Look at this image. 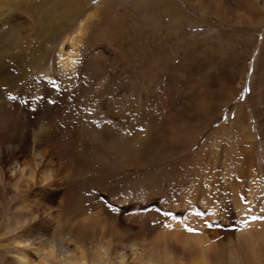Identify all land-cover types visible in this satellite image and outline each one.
I'll use <instances>...</instances> for the list:
<instances>
[{
  "label": "rangeland",
  "instance_id": "1",
  "mask_svg": "<svg viewBox=\"0 0 264 264\" xmlns=\"http://www.w3.org/2000/svg\"><path fill=\"white\" fill-rule=\"evenodd\" d=\"M225 1L253 20L206 0H0V168L15 181L19 154L38 176H60L53 186L21 180L18 194L0 181V264L17 263L24 231L28 259L48 258L69 197L94 216V243L113 242L127 263L145 221L194 227L203 212L202 234L264 223L251 220L264 216V5ZM127 150L153 160L128 164ZM16 205L40 215L1 233ZM41 239L48 249L36 252Z\"/></svg>",
  "mask_w": 264,
  "mask_h": 264
},
{
  "label": "bare ground",
  "instance_id": "2",
  "mask_svg": "<svg viewBox=\"0 0 264 264\" xmlns=\"http://www.w3.org/2000/svg\"><path fill=\"white\" fill-rule=\"evenodd\" d=\"M206 1L207 4L214 11L219 12L220 14L228 13V10L226 8L227 2L225 0H206ZM257 1L261 2L264 5V0H257ZM14 2L16 6L19 4H23L21 2H16V1ZM228 14H232L238 19H244V20L246 19L249 21L253 20L251 16L243 18L244 14L240 13L237 10L235 11L231 10L229 11ZM1 55L2 54H0V59H1ZM60 65L62 66V68H68L69 67L68 59L65 60L62 59ZM1 66H2V60H0V67ZM4 106L7 107L6 102H4ZM84 129L85 128H83V130ZM88 131L90 130H87L85 132L89 135L90 132ZM88 135H85L83 137H86ZM100 135H104L107 137L110 134L97 133L94 135V137L99 138ZM132 143L133 142H131V144ZM129 144H130L129 141L126 139L124 143H121L120 145L127 148ZM115 146L116 145H114V147ZM132 151L128 152L127 150V152L124 155L123 162H127L128 164L137 166V165H141L142 163H146L150 158L149 155L145 153L141 154L142 152L136 153ZM1 154L2 157L4 158L3 150L1 151ZM21 157L18 154V156H16L15 158V162L11 163V166L9 168L10 171H12V174L14 175L13 177L16 179L15 181L13 182H11L10 180L7 181L8 173L3 170L4 168H0V181L2 182L5 181V184L7 183L6 187L11 192L17 194L19 193L20 190L19 184H21L19 182L21 180H25L27 185L30 184L32 185V183H36L40 179V177L41 180L39 181L42 184L43 183L46 184L45 181H47L48 179L50 180L47 181L49 186H53V184L57 182V178H59L60 176L58 177L55 171L53 170L50 171L49 169H47V172L45 171L46 172L45 173L43 170L44 173L42 172L43 174L38 176L37 174L39 172L38 173L36 172L35 174L34 171L31 170V168L27 169L28 162H26V160L24 161V159L23 161H21ZM16 161L18 163L17 165H15ZM39 165L41 166L40 163ZM34 169L36 168L34 167ZM72 174L70 172V174H68L69 177ZM21 187L23 186H20V188ZM67 196L69 197V195ZM69 198L67 202L64 201L59 206L60 215L57 222H55L56 226H55V231L53 233L55 238L54 240L51 241L53 242L51 247L52 249L49 252L50 253L49 257L45 258V260H43V262L40 264H264V223L247 222L241 227L240 230H238V233L226 232L224 234H220L219 230L218 231L216 230L215 231L216 234H215L214 231L204 230V233L202 234V232H192V233L187 232L185 230V225H187L186 224L187 221L184 222L182 220L171 221L168 224L171 225V227L167 226L163 228H160L159 226H152L149 224V222L144 220L145 223L141 224L142 226L141 228H143V232L141 233V236L139 238L140 241L138 243H133V244L130 243L131 247L134 248V254H133L134 256L131 257L133 258V263H127L124 256L125 252H122L120 250L121 248L118 249L113 247L112 245L114 244L113 242L111 244L110 242L105 243L99 240L96 243H94L96 238L94 237L93 229L97 225V222L92 219L94 216L91 218L90 214H88L89 216L83 217V215L79 211V205H78L79 202H77L76 200L75 202H72L74 200H71V198L70 199ZM235 206H236L235 210L238 211V214H240L241 217H243L244 219H249V217L247 216L248 209L241 202L236 201ZM11 212H12L11 213L12 216H9L8 220H11L13 218V223L9 222L8 220H4V225H3V229L1 230V233H5V231L16 232V230L19 228H24L25 226L28 227L27 225L30 226V222L31 223L35 222L36 218L40 215V214L32 213L33 211L32 212L28 211L21 205H16L14 207V210H11ZM194 221L196 224L193 228L200 229L201 227L200 218L198 216H195ZM55 224L53 223L52 227ZM62 225L66 226L64 232L61 231ZM25 233L26 231H24L22 240L17 242V244L19 243L20 245L23 246L22 249L23 251H21V254L17 257V263H12V264H33V261H30L26 254L27 248L31 244H29V241H27L28 237H25ZM219 234L221 236H219ZM16 237L18 236L16 235ZM58 237L60 238L61 241L67 242L68 244L70 242L71 244L73 243L72 252H70L69 254L57 253L56 248L58 244L56 240ZM45 241H49V240H45ZM45 241L41 239V244L35 248L36 252L45 251V249H48L46 248L47 245H45ZM119 245L117 247H119ZM89 255L91 256L89 257Z\"/></svg>",
  "mask_w": 264,
  "mask_h": 264
},
{
  "label": "snow or ice",
  "instance_id": "3",
  "mask_svg": "<svg viewBox=\"0 0 264 264\" xmlns=\"http://www.w3.org/2000/svg\"><path fill=\"white\" fill-rule=\"evenodd\" d=\"M14 99V97H13ZM111 207V206H109ZM116 209H113V211H115ZM157 211H160L159 209ZM261 211H264V209H262ZM164 215L165 216H168L170 215V213L168 212H164ZM205 213L203 212H199L197 213V216H204ZM173 218H176L175 216ZM251 220L252 221H264V216H252L251 217ZM154 223H162V222H159V221H156ZM168 227H171V225H167ZM203 227L205 228H208V229H221V230H229V226L223 224V223H219V222H205V224L203 225ZM185 230L189 233H192V232H199V229L197 228H193V227H188L187 225H185ZM234 231V229H231Z\"/></svg>",
  "mask_w": 264,
  "mask_h": 264
}]
</instances>
